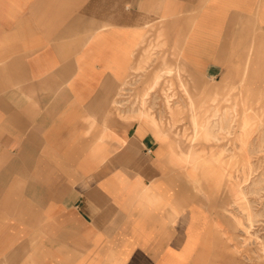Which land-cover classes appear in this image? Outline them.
<instances>
[{"label":"crops","instance_id":"crops-1","mask_svg":"<svg viewBox=\"0 0 264 264\" xmlns=\"http://www.w3.org/2000/svg\"><path fill=\"white\" fill-rule=\"evenodd\" d=\"M179 62L264 100V0H0V264H246L220 160L118 104Z\"/></svg>","mask_w":264,"mask_h":264},{"label":"rangeland","instance_id":"rangeland-1","mask_svg":"<svg viewBox=\"0 0 264 264\" xmlns=\"http://www.w3.org/2000/svg\"><path fill=\"white\" fill-rule=\"evenodd\" d=\"M240 92L204 80L179 62L132 76L118 104L158 120L185 153L220 160L212 167L226 207L217 219L231 222L221 234L231 238L232 252L246 264H264V100Z\"/></svg>","mask_w":264,"mask_h":264},{"label":"bare ground","instance_id":"bare-ground-1","mask_svg":"<svg viewBox=\"0 0 264 264\" xmlns=\"http://www.w3.org/2000/svg\"><path fill=\"white\" fill-rule=\"evenodd\" d=\"M141 115H144V113L142 112ZM152 122H153V124H156V123H154V121H152ZM191 152H192V150H190L189 152H186L184 155L187 157V155L191 154Z\"/></svg>","mask_w":264,"mask_h":264}]
</instances>
